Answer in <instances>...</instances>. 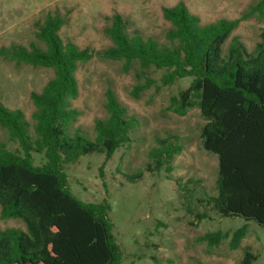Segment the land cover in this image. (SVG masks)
<instances>
[{"label": "trees", "instance_id": "1", "mask_svg": "<svg viewBox=\"0 0 264 264\" xmlns=\"http://www.w3.org/2000/svg\"><path fill=\"white\" fill-rule=\"evenodd\" d=\"M163 13L171 22L166 32L170 44L145 38L140 32L129 35L116 16L106 29L113 45L97 54L123 61L126 69L138 62L145 69L165 70L163 81L168 85L192 78L186 89L171 98L169 109L184 116L199 108L207 120L201 128V142L218 157L216 193L204 192L198 202L222 217H241L264 227V28L252 51L233 36L224 52V44L242 21L255 13L264 14V0L240 18L208 24H202L183 2L164 8ZM63 23L59 12L37 23V36L44 47L13 44L0 48L1 58L54 71L43 89L32 93V122L22 110L9 109L0 101V127L18 145L12 150L0 141V216L21 220L25 227L0 230V264H122L111 205L106 200L87 203L78 199L71 192L66 170L88 154L112 158L132 142L139 121L128 115L115 92L108 89L107 115L95 120V136L72 130L81 114L72 106L80 92L76 72L92 54L61 39L58 30ZM152 84L137 85L134 96ZM158 143L150 153L155 166L149 164L148 170L165 168L171 174L172 162L183 147L176 136ZM142 176V171L125 175L130 182ZM196 212L197 221L209 217V211ZM245 230L243 226L236 231L234 247ZM221 238L220 232H214L202 239L218 245ZM254 260L247 252L240 264Z\"/></svg>", "mask_w": 264, "mask_h": 264}, {"label": "rangeland", "instance_id": "2", "mask_svg": "<svg viewBox=\"0 0 264 264\" xmlns=\"http://www.w3.org/2000/svg\"><path fill=\"white\" fill-rule=\"evenodd\" d=\"M181 2L200 17L202 24H208L222 18H240L259 0H0V48L13 44L44 47L37 36V23L48 14L59 12L64 20L58 30L61 39L92 54L90 60L79 64L76 72L80 92L72 106L81 114L72 130L95 136V120L107 115L108 89L115 92L128 115L139 121L132 142L112 158L88 154L66 170L71 192L78 199L87 203L106 200L111 205L110 218L123 253L122 264H240L247 252L256 257L253 264H264L263 226L241 217H222L198 202L204 192L216 193L218 157L206 151L201 142V128L207 120L199 108L184 116L169 109L171 98L186 89L192 78L168 85L163 81L165 70L145 69L138 62L126 69L123 61L97 54L113 45L106 29L113 25L116 16L122 19L129 35L140 32L145 38L170 44L166 32L171 22L163 9ZM263 28L264 14L250 15L226 41L224 52L233 36H238L252 51ZM53 76L52 68L0 57V101L9 109L22 110L32 122V93L40 92ZM147 82H152V86L135 97L134 88ZM169 136L178 137L183 147L172 162L173 172L168 174L165 168L149 171V164L155 166L151 150L158 146L159 139ZM0 141L12 150L18 147L8 140L1 127ZM39 160L40 156H36ZM137 171H142L140 179L130 182L125 177ZM182 186L188 191H182ZM188 204L194 209L193 214ZM197 209L209 211V217L197 221ZM243 226L245 236L234 247L235 233ZM6 228L25 229L21 220H3L0 216V230ZM214 232L222 234L220 244L211 245L202 239Z\"/></svg>", "mask_w": 264, "mask_h": 264}]
</instances>
